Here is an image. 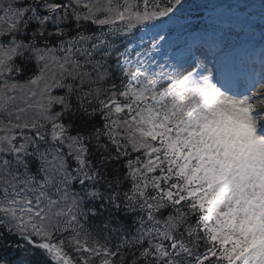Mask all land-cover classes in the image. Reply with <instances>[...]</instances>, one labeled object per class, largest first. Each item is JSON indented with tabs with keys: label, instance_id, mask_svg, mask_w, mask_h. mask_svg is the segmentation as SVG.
Listing matches in <instances>:
<instances>
[{
	"label": "snow or ice",
	"instance_id": "snow-or-ice-1",
	"mask_svg": "<svg viewBox=\"0 0 264 264\" xmlns=\"http://www.w3.org/2000/svg\"><path fill=\"white\" fill-rule=\"evenodd\" d=\"M179 4H0V264H264V67L150 72L158 41L124 43Z\"/></svg>",
	"mask_w": 264,
	"mask_h": 264
},
{
	"label": "trees",
	"instance_id": "trees-1",
	"mask_svg": "<svg viewBox=\"0 0 264 264\" xmlns=\"http://www.w3.org/2000/svg\"><path fill=\"white\" fill-rule=\"evenodd\" d=\"M226 1H228V0H218V3H223V2H226ZM64 2H67V0H64ZM86 2H87V0H86ZM93 2H95V0H93ZM134 2L139 3L140 7H141V10H143V8H144V0H134ZM208 2H209V0H180V4L179 5H175L173 10L183 11V10L186 9V10H195V11H197V10L201 9L203 6H205ZM150 3H151V0H150ZM163 3L166 5L167 4V0H163ZM72 28L73 29L75 28V24L72 25ZM99 28H100L99 26L91 25L90 23H88V24H85V26L81 29V31H84L86 34H91L92 32H96L97 33ZM56 44H57V41H55V40H52L50 42L51 46H55ZM16 63L22 65L23 63H26V62H22L20 60H17ZM109 72H110V76L107 79V81L104 83V85H103L104 88H108L107 85H109V84L116 83V81H115L116 78H115L114 74L111 73V71H109ZM35 74H36L35 63L32 62L31 67H30L29 70L24 71L22 74L15 75L14 77H10L9 79H14V80H16V81H18L20 83H23L30 76L35 75ZM0 83H3V81H0ZM116 84L118 85L119 82L116 83ZM54 94L59 95V94H61V92L59 90H54ZM55 110L58 111L59 108L57 107ZM99 119L100 118L98 117L97 121H94V123H98ZM0 135H3L2 131H0ZM134 156H135V154H133V157H132L133 159H134ZM124 163H125V159L122 158L119 163L111 165L110 167L114 171L119 172L120 175H123L124 168L122 167V165ZM130 186H131L130 182H125L123 184L122 188H121V192L123 193L125 191H128ZM170 211H171V209L164 210L162 213L159 214V218L163 219L164 217H166L169 214ZM125 215H127L126 222L127 223H131L132 219H133V214L121 213V217L122 218ZM16 239H18V238H16ZM5 243H8L12 249H15V247H16L15 240H9V241L0 240V245H3ZM22 244H23V242L21 241V245Z\"/></svg>",
	"mask_w": 264,
	"mask_h": 264
},
{
	"label": "rangeland",
	"instance_id": "rangeland-1",
	"mask_svg": "<svg viewBox=\"0 0 264 264\" xmlns=\"http://www.w3.org/2000/svg\"><path fill=\"white\" fill-rule=\"evenodd\" d=\"M208 16L206 18V20L210 23V22H215L216 21V25L218 27V31H220L221 33H224L225 31L230 32L232 25L231 23H229V25H226L225 23V18L223 17V15H219V14H213V13H208ZM214 16V17H213ZM217 19V20H215ZM161 26L156 28V30L154 31L152 36L146 37V38H152V37H156V39H159L161 36H163V34L165 32H167L169 30V28L173 27L175 30L180 29V30H184V31H188L191 28V25L189 22H182L178 19L175 18H167L164 22L160 23ZM155 28V25L152 26V28ZM226 27H228L227 29H225ZM145 31V30H144ZM208 32V31H207ZM142 33H140L139 35L136 36V41L135 43H133L131 45V48H135V45L139 42H142ZM187 34V33H185ZM178 35V34H177ZM176 35V36H177ZM173 37V36H172ZM171 37V38H172ZM129 41V39H127ZM226 45H220L218 46V44H214L212 46H209V50L211 51V55H206L204 57V59H201V63L205 66V68L207 70H216L219 69V65L218 63H220V54L222 56V53L225 49H223Z\"/></svg>",
	"mask_w": 264,
	"mask_h": 264
},
{
	"label": "bare ground",
	"instance_id": "bare-ground-1",
	"mask_svg": "<svg viewBox=\"0 0 264 264\" xmlns=\"http://www.w3.org/2000/svg\"><path fill=\"white\" fill-rule=\"evenodd\" d=\"M188 64H189V61H187V60H181L178 63H176L175 66L187 67ZM160 70H161L160 67H158V66L155 67V72L160 71Z\"/></svg>",
	"mask_w": 264,
	"mask_h": 264
}]
</instances>
